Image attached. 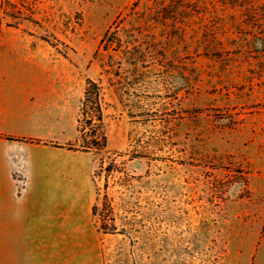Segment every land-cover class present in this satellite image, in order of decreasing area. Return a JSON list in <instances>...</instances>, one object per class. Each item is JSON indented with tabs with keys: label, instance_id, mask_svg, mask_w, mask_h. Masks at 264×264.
Returning a JSON list of instances; mask_svg holds the SVG:
<instances>
[{
	"label": "rangeland",
	"instance_id": "obj_1",
	"mask_svg": "<svg viewBox=\"0 0 264 264\" xmlns=\"http://www.w3.org/2000/svg\"><path fill=\"white\" fill-rule=\"evenodd\" d=\"M16 79L53 94V138L27 141L55 148L100 87L104 264H264V0H0Z\"/></svg>",
	"mask_w": 264,
	"mask_h": 264
},
{
	"label": "crops",
	"instance_id": "obj_2",
	"mask_svg": "<svg viewBox=\"0 0 264 264\" xmlns=\"http://www.w3.org/2000/svg\"><path fill=\"white\" fill-rule=\"evenodd\" d=\"M49 102L46 82H0V264H104L89 153L27 141L53 138ZM60 123L59 144L73 140Z\"/></svg>",
	"mask_w": 264,
	"mask_h": 264
},
{
	"label": "trees",
	"instance_id": "obj_3",
	"mask_svg": "<svg viewBox=\"0 0 264 264\" xmlns=\"http://www.w3.org/2000/svg\"><path fill=\"white\" fill-rule=\"evenodd\" d=\"M99 96H100L99 85L95 81L88 80L86 88L84 90V99L82 101L81 119L78 120L79 126L77 128V131L79 133V137L75 140L76 144L68 143L67 145L63 146L66 149L71 151L91 153L94 156H98V155H102L103 153H106L107 139L104 132L101 106L98 102ZM89 103L91 105H94L93 106L95 112L94 117L98 121L96 126L94 127L92 126L93 128H91V132H90L91 138L87 137L88 134L85 131V126L88 127L89 125H91V121L93 120V116H88V112L86 111L88 109ZM82 120H84V125H81ZM7 139H14V138L7 137ZM30 141H34V140H30ZM37 142L40 141H36V143ZM114 168H115V162L113 160L107 164H104L103 160H101L100 163L97 165L96 170H94L92 174V181L95 184L94 186L96 187L95 181L99 177L106 178L108 175L111 174ZM105 199H106V195H105ZM97 206H98V193L96 192V202L92 207V215L94 216V218H96L97 216L96 215ZM98 229L102 233H109V234L114 233L116 230L114 224L108 226L105 220H101Z\"/></svg>",
	"mask_w": 264,
	"mask_h": 264
}]
</instances>
